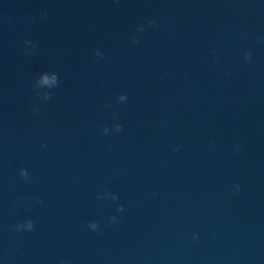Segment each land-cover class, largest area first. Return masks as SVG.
<instances>
[{"label":"clouds","instance_id":"obj_1","mask_svg":"<svg viewBox=\"0 0 264 264\" xmlns=\"http://www.w3.org/2000/svg\"><path fill=\"white\" fill-rule=\"evenodd\" d=\"M248 57H246V59H247ZM118 129H119V126H118Z\"/></svg>","mask_w":264,"mask_h":264}]
</instances>
